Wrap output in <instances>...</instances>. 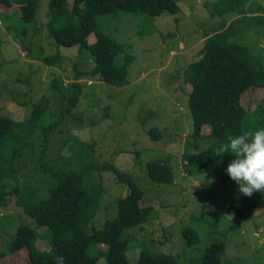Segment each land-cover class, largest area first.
I'll return each instance as SVG.
<instances>
[{"label":"rangeland","instance_id":"1","mask_svg":"<svg viewBox=\"0 0 264 264\" xmlns=\"http://www.w3.org/2000/svg\"><path fill=\"white\" fill-rule=\"evenodd\" d=\"M16 1L0 3V130L10 121L15 124L0 156L13 158L19 168L18 177L4 183L7 193L18 191L0 206V253L8 251L21 227L34 230L36 250L50 251L46 230L21 206L48 200L55 185L51 173L80 174L85 186L93 188L91 197L99 204L90 230H102L116 219L118 201L129 196V188L117 180L119 173L144 192L142 206L154 208L147 224L124 232V238H131L128 264H138L142 249L174 256L179 264H202L207 247L218 242L224 245L222 264H264V209L229 216V204L242 195L238 185L229 177L211 180L184 159L217 141L209 125L194 137L184 72L200 58L206 40L234 20H239L234 41L264 67V25L246 26L253 21L239 16L244 10L247 17H264V0H245L243 8L237 2L232 9L220 0H173L179 8L174 16L99 17V31L122 46L115 64L128 71L124 87L93 75L96 63L90 51L57 47L51 33L66 18L58 9L51 13V0L37 2L30 23L22 19ZM73 1L63 9L71 11ZM47 58H53L51 65L43 62ZM245 84L250 87L240 98L246 112L242 130L264 128L263 77L247 78ZM76 92L78 98L69 102ZM42 101L47 111L39 117L32 110ZM49 126L46 145L41 128ZM39 158L48 173L39 170ZM234 158L230 153L224 163L225 175ZM152 162L168 166L171 184L149 178ZM186 231L194 233L196 243H188ZM106 252L100 245L91 248V254ZM0 264H30L28 250L7 255ZM96 264H107V259L100 257Z\"/></svg>","mask_w":264,"mask_h":264},{"label":"trees","instance_id":"2","mask_svg":"<svg viewBox=\"0 0 264 264\" xmlns=\"http://www.w3.org/2000/svg\"><path fill=\"white\" fill-rule=\"evenodd\" d=\"M39 0H17L21 8V17L26 23L35 18L36 4ZM70 0H51V13L61 11L66 23L54 30L51 37L57 47L88 50L96 63L93 75L101 77L105 83L116 87L126 86L128 76L126 68H119L115 64L117 56L122 52V46L99 31L97 19L105 15L117 17L122 13L145 14L152 18L162 15L174 16L179 8L173 0H74L71 11L63 9ZM12 0H0L8 6ZM230 9L234 4L246 3L245 0H220ZM235 10V9H234ZM242 19H247L248 26L264 25V17H247L242 10ZM256 13H251L255 15ZM239 20H234L222 32L209 37L200 52V58L191 63L184 72L185 83L190 87V110L193 118L194 137L199 138L205 125L211 127L210 136L217 141L204 151L184 155L188 165L203 171L208 178L218 182H225L228 175L224 174L223 165L229 159L230 153L216 156L215 149L227 143L228 136L241 134L242 121L246 112L241 105V95L250 87L246 85L247 78L263 77L264 67L259 58L249 50L234 41V30ZM248 28V27H247ZM95 34L97 42L89 43V38ZM47 65L53 63V58L43 61ZM80 73L77 76L79 80ZM54 86V84H52ZM79 92V91H78ZM78 92L69 98V102L78 98ZM75 95V96H74ZM74 96V97H73ZM44 102L36 104L32 110L39 117L45 111ZM2 108L0 106V112ZM15 126L14 121L6 130H0V151L5 146L9 132ZM49 127L41 128L42 142L48 144ZM154 132V131H152ZM155 138V137H154ZM16 157V152H15ZM39 158V170L48 173ZM18 166L14 159H4L0 156V206L5 204L8 195L4 183L18 177ZM112 171V168H107ZM226 172V171H225ZM55 185L48 191L46 201L33 205L21 206L25 214L32 219L38 228L45 229L51 249L48 253L36 250V234L29 227H21L10 244L6 253H0V260L20 251L28 250L30 264H96L98 258L105 257L107 264H128V250L131 238H124V232L141 227L149 222L154 208L143 207L144 192L133 181L119 173L117 180L126 185L130 194L117 203L116 219L106 222L102 230H90V221L96 218L99 199L91 197L92 187L83 183V176L74 172L51 173ZM149 178L158 184L172 183L171 170L164 163L152 162L148 165ZM20 205V204H19ZM264 209V192L253 193L251 197L241 195L232 201L226 214L243 217L251 210ZM189 244L196 243L194 233L186 231ZM107 247L105 254H91L93 246ZM224 255L223 243H212L205 250L202 264H222ZM138 264H179L176 257L164 254H154L145 249L141 250Z\"/></svg>","mask_w":264,"mask_h":264},{"label":"clouds","instance_id":"3","mask_svg":"<svg viewBox=\"0 0 264 264\" xmlns=\"http://www.w3.org/2000/svg\"><path fill=\"white\" fill-rule=\"evenodd\" d=\"M227 143L215 149L216 156L234 155L226 173L246 197L264 192V128L242 130L238 136H228Z\"/></svg>","mask_w":264,"mask_h":264},{"label":"crops","instance_id":"4","mask_svg":"<svg viewBox=\"0 0 264 264\" xmlns=\"http://www.w3.org/2000/svg\"><path fill=\"white\" fill-rule=\"evenodd\" d=\"M12 4H13V3H12ZM14 4H15V3H14ZM231 22H232V21H230V23H231ZM227 27H228V26H227ZM225 29H226V27H225ZM225 29H224V30H225ZM222 31H223V29H222ZM220 32H221V31H220ZM91 37H92V36H91ZM92 39H93V44H95V43L97 42V39L94 38V37H93ZM91 45H92V44H91ZM76 75H77V73H76Z\"/></svg>","mask_w":264,"mask_h":264}]
</instances>
